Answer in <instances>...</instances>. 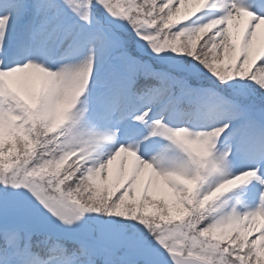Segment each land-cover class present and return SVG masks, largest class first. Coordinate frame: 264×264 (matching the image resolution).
Returning a JSON list of instances; mask_svg holds the SVG:
<instances>
[{
    "label": "snow or ice",
    "instance_id": "snow-or-ice-1",
    "mask_svg": "<svg viewBox=\"0 0 264 264\" xmlns=\"http://www.w3.org/2000/svg\"><path fill=\"white\" fill-rule=\"evenodd\" d=\"M0 264H264V0H0Z\"/></svg>",
    "mask_w": 264,
    "mask_h": 264
}]
</instances>
